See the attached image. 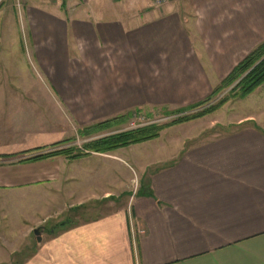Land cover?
<instances>
[{"label":"crops","instance_id":"obj_1","mask_svg":"<svg viewBox=\"0 0 264 264\" xmlns=\"http://www.w3.org/2000/svg\"><path fill=\"white\" fill-rule=\"evenodd\" d=\"M3 11L0 242L17 244L0 264L32 235L17 264H264V100L135 147L139 189L105 212L90 205L125 193L107 188L121 187L124 148L23 161L94 124L207 99L264 42V0H0ZM94 158L106 163L87 169ZM63 189L71 217L39 229Z\"/></svg>","mask_w":264,"mask_h":264},{"label":"rangeland","instance_id":"obj_2","mask_svg":"<svg viewBox=\"0 0 264 264\" xmlns=\"http://www.w3.org/2000/svg\"><path fill=\"white\" fill-rule=\"evenodd\" d=\"M4 13H5V11L2 12V17H0V19L6 18L5 16H3ZM15 16H16L15 20L18 23V19L20 17L17 18V14ZM12 19H14L13 16H12ZM12 19H11L10 26H11V28H14L15 27V24H14L15 20H12ZM16 27H17V30L19 31L20 30L19 25H17ZM18 33L22 34L20 32H18ZM26 54L27 55L25 57V61L27 62V59L29 61L30 56H29L28 51H26ZM232 87L220 91L216 96L212 97V99L208 103H206V104H204L198 108H195L191 111L185 112L184 115L188 116V115L199 114V113L207 110L210 106H213V105L219 103V101L226 99L227 97H228V100L220 108H218L217 110H215L214 112H212L210 114H207L203 117H200V118H197V119H194L191 121L200 120L202 125L207 127L209 120L226 122L235 116L256 114L255 109H254V105H257V103L259 101L264 100V84L262 86L263 88L257 89L251 95H249L245 98H242V99L239 97H236L230 93ZM168 111H173V110H168ZM146 113H148V114L150 113L151 118H146V116H145ZM143 116L148 121L156 122L154 124H157V125H164V124L170 123L174 120H177V118H179V117H177V118H172L170 120H168V119L166 120V118L173 117V116H164L163 114H161L159 112L158 109H151L149 111L145 110L144 112L141 113V117H143ZM146 119H145V121L147 122ZM161 119H165V120H161ZM137 120L134 121L135 124L138 123ZM188 122H190V121H188ZM127 128H128V122L123 123V124L118 125V126H115V127H112L109 130L96 133V134H94L90 137H86V138H82L80 136V134L77 133L75 138L69 139L70 142L63 144V145H60V146H55L52 149H50V151L48 150L47 153L51 152V150L56 151L59 149H64V148L66 149V148H70V147L80 150L79 145L77 144L78 142H80V147H83V145L87 142H90V141H93V140H96L99 138H103V137H106V136H109L112 134H116L119 132L128 131ZM84 141H86V142H84ZM82 142H84V143H82ZM141 145H145V143L137 145V146H129L127 148H124V150L116 152L115 155H117L118 157L125 160L127 162V165L122 164V166L120 167V169L122 170L121 171V179H120L121 180V187L120 188H118L117 186H113L111 183L107 184V185H110V187H107V188L109 190H111V192H113V196L118 197L120 193L122 194L125 191H128L129 194L130 193H136L138 191L139 180H138V182H136V181L135 182L134 181L129 182V180H128V177H131L133 179V178H136L137 176H139V174H140L139 171L134 166L133 162L129 159V155L135 153V151H136L135 147H143ZM86 153L89 155L96 154L93 152H86ZM142 158L144 159V157H142ZM84 163H86L85 165H87V163L90 164V167H88L87 169H92V168L95 169V168H97L98 164H104L106 162L104 160L94 158V159L86 160V162H84ZM100 192H101L100 188H97L95 190V194H100ZM128 192H125L124 194L120 195V197L118 198L117 201L111 199V200H108L107 202H104V201L100 200V202H96L98 204H94V205H90V206L91 207L100 206V209H98L99 212H105V210H107V209L110 210L113 207H116V205H118V204L125 206L124 203L126 201H128V197L125 194H128ZM71 196L72 195L70 194V189H68V190L63 189L60 192H57V194H56L57 203H56V205H54L55 207H53V206H51V208L47 207V209H49V211L48 210H46V212L44 210L42 211V214L43 213L47 214L48 217L46 218V220H48V221H47V223H45V221H44L42 224H45V225H43V227H41L39 229L52 228V227L56 226L55 224H57L58 222L66 221L67 218L71 217V212H67V208L70 206L71 202H73V200L70 199ZM4 212H6V211H5L4 207L2 206V204L0 203V214L4 213ZM75 214H77V213H75ZM88 214H90V213L85 212L84 216L88 215ZM67 215H68V217H67ZM40 218L42 220H44L42 217H40ZM1 222H3V221H1ZM3 238L4 237L0 236L1 242L3 241ZM8 238L10 240V239H14L16 237H14V238L8 237ZM29 238L30 239H28V241H26L24 245L19 246L20 248L18 247L19 252H15L13 255H10L9 261L7 263H3V264H17V261L20 259L19 257L24 255V252L26 253V249L28 247L32 246L34 243L33 235L30 236ZM1 242H0V249L3 251L5 250V253H3L4 257L8 256V254H6L9 252L8 248L11 249L14 245L16 246V244H17L16 240H15V242L11 241L12 243H9V247L7 248ZM19 245H21V244H19ZM6 251H8V252H6ZM0 262H3L1 257H0Z\"/></svg>","mask_w":264,"mask_h":264},{"label":"trees","instance_id":"obj_3","mask_svg":"<svg viewBox=\"0 0 264 264\" xmlns=\"http://www.w3.org/2000/svg\"><path fill=\"white\" fill-rule=\"evenodd\" d=\"M264 84V42L258 44L248 55L243 58L232 70L231 72L216 86L211 95L205 99L204 101L187 107L185 109L176 110V111H168L167 109L161 108L158 109L161 114L164 116H178L177 120H174L170 123L164 125L150 124L147 126L139 127L134 130H128L124 132H119L116 134H112L103 138H99L90 142H87L83 145L82 150L76 148H64L56 151L32 156L24 159L23 161H36L39 159L49 158L52 156H65L68 159H78L89 154L85 152H93L96 154H108L110 152H114L116 150L127 148L129 146H133L136 144H141L159 137L160 132L164 129L182 124L200 117H203L207 114H210L220 108L227 100L223 99L219 101V103L210 106L207 110L196 114V115H188L185 116L184 113L191 111L195 108H198L206 103H208L212 97L216 96L220 91L231 88L230 93L239 98H245L251 95L254 91H256L260 86ZM137 115H141L140 111H135ZM146 118H151V114L146 113ZM131 114H125L113 119L103 121L92 126L86 127L82 129L79 134L82 138L90 137L96 133L103 132L111 129L112 127L121 125L123 123L128 122ZM70 142V140L62 141L55 146H60ZM54 146V147H55ZM83 209V207H79L76 210ZM65 223H61L60 226Z\"/></svg>","mask_w":264,"mask_h":264},{"label":"built area","instance_id":"obj_4","mask_svg":"<svg viewBox=\"0 0 264 264\" xmlns=\"http://www.w3.org/2000/svg\"><path fill=\"white\" fill-rule=\"evenodd\" d=\"M80 1H84V0H80ZM150 1L153 4V6L161 7V6L165 5L166 3H168L169 0H150ZM177 117L178 116L168 117V118H166V120L167 119L170 120L172 118H177ZM145 119L146 118L144 116L141 117V115H137L136 113H133L131 115V117L129 118V120H128V128L127 129L128 130H134V129L139 128V127H143V126H147V125L156 123V122H153V121H148L147 119H146L147 120V122H146ZM136 120L138 122L137 124L134 123V121H136ZM161 120H165V119H161ZM84 142H86V141H84ZM84 142H82V143H84ZM77 144L79 145L80 150L83 151L82 147H80V142H78ZM52 151L53 150H51V152Z\"/></svg>","mask_w":264,"mask_h":264}]
</instances>
